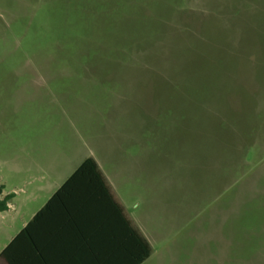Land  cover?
<instances>
[{
    "label": "rangeland",
    "instance_id": "374dc122",
    "mask_svg": "<svg viewBox=\"0 0 264 264\" xmlns=\"http://www.w3.org/2000/svg\"><path fill=\"white\" fill-rule=\"evenodd\" d=\"M204 21L225 33L223 48H216L228 78L223 105L239 127L233 140L228 136L212 150L193 142L200 141L198 130L197 138L186 136L181 114L179 59L195 62L197 53L188 51ZM194 23L188 42L184 31ZM263 49L264 0H0V184L6 182L19 198L32 193L33 180L49 176L48 169L29 165L28 157L37 165L49 158L54 167L55 150L71 151L69 141L59 138L62 131L79 133L82 145L94 135L95 144L105 139L112 146L124 135L119 133H151L170 162L169 219L181 210L170 229L179 234L166 249L168 258L187 259L184 264H264V116L256 139L247 135L250 111L264 101ZM169 105L174 108L168 114ZM169 133L170 146L195 148L201 156L221 154L212 165L198 156L183 161L182 149L171 147L169 153ZM182 133L192 145L183 144ZM231 156L233 171L224 172ZM241 168L249 171L242 179L234 174ZM23 179L32 181L29 191L17 185ZM216 182L224 190L215 198ZM10 201L6 209H13ZM176 246H182L179 253Z\"/></svg>",
    "mask_w": 264,
    "mask_h": 264
},
{
    "label": "crops",
    "instance_id": "0c3cea01",
    "mask_svg": "<svg viewBox=\"0 0 264 264\" xmlns=\"http://www.w3.org/2000/svg\"><path fill=\"white\" fill-rule=\"evenodd\" d=\"M131 133H119L109 147L105 139L95 144L94 135L82 145L79 133L62 131L71 151L55 150L54 167L49 158L37 165L28 157L49 176L33 180L32 193L19 198L1 182L0 202L12 195L13 209L0 210V264H184L166 252L181 212L169 219L168 162L161 153L154 161L151 147L133 146ZM89 157L102 177L72 178ZM17 183L29 191L32 181Z\"/></svg>",
    "mask_w": 264,
    "mask_h": 264
},
{
    "label": "trees",
    "instance_id": "16d2710c",
    "mask_svg": "<svg viewBox=\"0 0 264 264\" xmlns=\"http://www.w3.org/2000/svg\"><path fill=\"white\" fill-rule=\"evenodd\" d=\"M201 9V8H200ZM210 21H204L201 26L202 34L200 36L199 40H196L195 46H191L192 48L188 52H192V54H196V58L194 59L195 62L192 60V57H184L182 59H179L180 65V71H181V81H182V97H183V106H182V116H183V130L186 132V130H189V135H186V133H182V140L184 141L183 144L185 145H192L193 142H197L200 147V142L202 145H209L210 149L212 150L213 147H215L219 142L223 143L226 141L228 142L230 137L231 140H233L232 137V131L238 132V122L237 120H232V115L228 112V110L223 105L224 95L226 91V83L228 82V78L224 79L221 71L223 72L224 68H221L224 65V55H220V53H217L216 48H223V42L225 40V33L223 31H219L218 27H212L210 25ZM217 26V25H215ZM185 37H188L191 39L195 34V23L191 24L186 27V30L184 31ZM261 37V34H260ZM220 42L221 44L217 45L216 43ZM261 43V42H260ZM262 46V43H261ZM177 47L185 48L187 45L179 44ZM263 48V47H262ZM188 50V49H187ZM186 50V51H187ZM264 50V49H263ZM191 54V55H192ZM165 65L164 61L160 62V65H156L154 68L160 67ZM183 65V66H182ZM172 85H175V83H171ZM170 84V85H171ZM263 99H264V94ZM259 103V101H258ZM263 105V106H262ZM257 104L255 110L250 111L251 115V123L252 127H249V132H247V135L250 137L257 136L259 131H263L262 126V117L264 116V101L263 104ZM262 106V107H261ZM168 108V109H167ZM166 110L168 111V114L173 111V105L167 106ZM159 110V108H158ZM263 110V111H262ZM180 113V109L178 111ZM181 120H179L180 122ZM175 121H172L168 124V129L170 130V126L175 124ZM256 129V130H254ZM258 129V131H257ZM175 130V129H173ZM195 130H198L200 141L194 140L186 141L185 135L188 136L191 140L193 138H197L198 135L194 133ZM172 131V130H170ZM179 132V131H178ZM173 135H176L175 133H172ZM191 134V135H190ZM236 138L238 137V134L236 133ZM259 135V134H258ZM196 136V137H195ZM151 133H142L141 135H138L136 133V136L133 138L135 141L132 143V145L139 147L147 146L151 147L153 151V157L156 159L162 154L164 157V149L161 146V141L157 137L152 138ZM170 133L168 136V150L169 153L171 151H174L171 147L177 148L179 151L182 149V158L183 161H190L196 156H198L199 161H207V163H210L211 165L216 162V157L221 154L219 152L216 154L215 152L206 156H201L200 150L197 151L195 148H193L192 152H186V149L183 146H179L176 143H171L170 146ZM172 137V136H171ZM173 138V137H172ZM127 140V139H126ZM229 145L231 147V150H229ZM109 147H112V145H106ZM233 144H227L225 150H229L230 154L232 153ZM256 146H254L255 148ZM236 148V147H235ZM218 149V148H217ZM216 149V150H217ZM215 150V151H216ZM223 150V149H222ZM244 151V150H243ZM196 153H200V155H197ZM179 159L181 157V153H178ZM227 157V153H225ZM244 159L245 153L243 155ZM169 162V161H168ZM170 163V162H169ZM228 163V165H227ZM226 166L224 168V172L226 169L233 171L232 167V156L227 160ZM230 163V167H229ZM237 174L234 172L235 175H237V178H244L248 176V170L247 169H240L236 171ZM220 174H218L219 176ZM83 176H101L102 173L99 170L98 164L96 160L93 157L87 158L81 166L78 168V170L72 175V178L74 177H83ZM217 176V177H218ZM255 175L251 174L249 178H253ZM215 176V179L217 178ZM214 180V179H212ZM247 180V179H246ZM228 180H225L226 182ZM262 178L254 180L253 184H259L261 183ZM212 182V181H211ZM215 184L218 188H220L222 182ZM233 181L230 182L229 186L227 187V190L229 193L233 189L232 187ZM210 184V183H208ZM216 187L217 195L215 198L222 193L224 190L223 188H220L218 191V188ZM232 189L230 190V188ZM226 189V188H225ZM227 190L225 192L227 193ZM1 192V188H0ZM209 194L207 193V196L209 198ZM12 195L6 196V198L0 202V210H4L7 208V201L11 198ZM220 200V199H219ZM215 201H218L217 199ZM229 206H230V219H231V200L229 199ZM233 203V202H232ZM218 204H222V198L221 201H218ZM233 216V213H232Z\"/></svg>",
    "mask_w": 264,
    "mask_h": 264
}]
</instances>
